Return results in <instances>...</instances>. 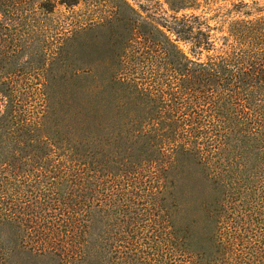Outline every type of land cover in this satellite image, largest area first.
Here are the masks:
<instances>
[{"label": "trees", "instance_id": "16d2710c", "mask_svg": "<svg viewBox=\"0 0 264 264\" xmlns=\"http://www.w3.org/2000/svg\"><path fill=\"white\" fill-rule=\"evenodd\" d=\"M118 1L133 38L112 81L146 107L121 127L153 157L126 155L112 173L87 140L54 133L48 78L76 34L112 16L51 24L58 5L80 0H0V264H264V14L240 2L235 44L211 53L206 20L177 15L199 0H166L172 14L156 2L150 16ZM75 74L76 131L107 133L118 112L105 76L92 62ZM166 191L175 212L159 220ZM212 206L216 218L205 217ZM183 231L193 232L185 247Z\"/></svg>", "mask_w": 264, "mask_h": 264}, {"label": "rangeland", "instance_id": "374dc122", "mask_svg": "<svg viewBox=\"0 0 264 264\" xmlns=\"http://www.w3.org/2000/svg\"><path fill=\"white\" fill-rule=\"evenodd\" d=\"M135 8L140 4L142 9L140 13L144 16H150L149 8L156 2H159L167 14L173 12L167 10L166 0H127ZM240 2H245L251 6L259 7L260 12L252 10L251 15L256 16L258 13L264 14V0H199V5L196 9H186L178 12L177 15L196 14L201 16L213 28L212 35L215 39L214 50L211 53H221L230 50L231 45L235 44L232 36L228 32V25L232 20L243 17V12L249 8L240 7ZM252 2H256L252 4ZM116 4L118 0H80L79 4L66 8L65 6H57L52 14L49 15L51 24H60L63 22H74L84 18H102L111 15L109 22L103 26L86 30L80 34H76L69 42V45L63 50L60 59L50 66L48 74L51 87L53 114L51 126L57 137L64 140H87L85 144L92 147L94 157L101 162L100 167L112 173L118 172V169L126 155H133V160L150 161L153 153L150 148L141 143H135L131 146L128 134L123 130L122 123L133 109L146 110L145 103L136 96L124 89V86L112 81L116 72L121 71L122 59L130 39L133 37V25L123 15L117 12ZM207 53L202 54V58ZM84 62V63H83ZM96 65L102 74L105 76L106 92L112 112H118L117 123L107 130V133L100 135L83 133L82 130L76 131L78 124L75 122L74 112L79 110L75 104L77 97L75 96L74 87L83 83L82 75H76L80 64ZM74 122V125H73ZM76 125V126H75ZM84 134V135H83ZM74 142V141H73ZM131 150L130 153H127ZM198 168L191 166L188 171L196 176ZM206 184L211 193L222 196V189L217 183L212 180H206ZM175 191V188H169ZM169 190V191H170ZM159 207H157L159 220L165 214L172 217L175 212L174 201L168 194V191L158 195ZM161 199V200H160ZM163 199V200H162ZM214 197L211 199L213 200ZM219 206H212L208 211L203 210L205 217L216 218ZM193 232L178 233V240L185 244L190 242ZM29 264H60L58 258L46 261L35 262Z\"/></svg>", "mask_w": 264, "mask_h": 264}]
</instances>
